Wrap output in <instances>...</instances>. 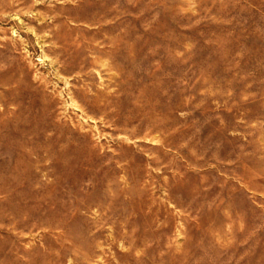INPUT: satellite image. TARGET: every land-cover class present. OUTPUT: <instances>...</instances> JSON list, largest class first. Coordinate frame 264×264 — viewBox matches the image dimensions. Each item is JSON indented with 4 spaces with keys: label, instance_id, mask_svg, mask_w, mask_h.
Masks as SVG:
<instances>
[{
    "label": "rangeland",
    "instance_id": "374dc122",
    "mask_svg": "<svg viewBox=\"0 0 264 264\" xmlns=\"http://www.w3.org/2000/svg\"><path fill=\"white\" fill-rule=\"evenodd\" d=\"M0 264H264V0H0Z\"/></svg>",
    "mask_w": 264,
    "mask_h": 264
}]
</instances>
